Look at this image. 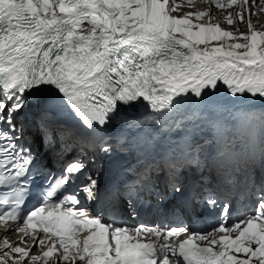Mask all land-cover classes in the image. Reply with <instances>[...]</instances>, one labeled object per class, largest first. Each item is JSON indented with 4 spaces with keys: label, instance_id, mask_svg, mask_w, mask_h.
<instances>
[{
    "label": "snow or ice",
    "instance_id": "1",
    "mask_svg": "<svg viewBox=\"0 0 264 264\" xmlns=\"http://www.w3.org/2000/svg\"><path fill=\"white\" fill-rule=\"evenodd\" d=\"M214 2L218 9L235 6L229 26L245 23L256 4ZM172 11L169 0H0V203L11 205L0 221L15 222L0 238V264H264V162L256 212L225 226L235 206L217 183L234 141L205 107L218 82L233 99L264 101V31L251 18L241 33L210 23V11L195 14L208 17L204 23ZM53 100L79 130L55 127ZM138 104L146 115L122 118ZM37 140L55 155L45 160L33 149ZM149 152L157 153L150 161ZM122 158L135 163L124 168L135 179L123 191L119 183L106 190L105 176ZM161 175L163 189L155 180ZM249 182L256 187L255 172ZM34 186L43 192L42 206L25 211ZM177 198L181 206L166 208ZM101 201L133 219L141 209H165L216 215L220 223L207 233H189L187 224L130 229L85 208ZM37 225L43 236L30 233ZM7 233L22 235L10 242ZM181 234L178 243L169 241ZM26 237L32 243L20 246Z\"/></svg>",
    "mask_w": 264,
    "mask_h": 264
},
{
    "label": "bare ground",
    "instance_id": "2",
    "mask_svg": "<svg viewBox=\"0 0 264 264\" xmlns=\"http://www.w3.org/2000/svg\"><path fill=\"white\" fill-rule=\"evenodd\" d=\"M262 6L259 7V10H261ZM205 8L202 9V11H204ZM211 13V17H212V21L210 20V23H216V21L214 20L213 16H215L216 14V10L214 9H211L210 11ZM263 17L262 14L261 15H257V19L258 18H261ZM258 23H260V21H258ZM244 29V27H243ZM211 44L213 46H218L216 45L215 41H212ZM201 48L204 47L203 45L200 46ZM219 87V86H218ZM246 97L248 99H253L255 100V102H253L254 104H261L263 107H264V101H261L259 99V97H256V98H252L248 95H246ZM214 101L217 103L218 107L224 111L227 119L230 121V122H233V123H237V124H244V123H247L248 120H251V117L255 114V111L253 110H249L248 112H246V110H244L241 106H238V105H235V102H236V99H233L232 97H230L226 91V88L224 87L223 89H219V93L217 95H215V99ZM224 101V105H220L219 104ZM230 102L233 103V105H226V104H229ZM55 103L56 104H61V102L59 100H55ZM188 107L190 108L191 107V104L188 105ZM147 107L145 105H137L135 108H134V111H133V114L134 113H138V114H144V113H147ZM131 116H132V112H130ZM130 116V117H131ZM130 119V118H129ZM6 234V231L5 229H0V237L2 235H5ZM8 235V233H7ZM17 237V236H16ZM14 237V238H16Z\"/></svg>",
    "mask_w": 264,
    "mask_h": 264
},
{
    "label": "rangeland",
    "instance_id": "3",
    "mask_svg": "<svg viewBox=\"0 0 264 264\" xmlns=\"http://www.w3.org/2000/svg\"><path fill=\"white\" fill-rule=\"evenodd\" d=\"M262 12H259L258 15H261ZM254 15V14H253ZM226 16H227V12L226 11H221V12H217L214 16V20L216 21V23H219L220 26L225 29V30H232V31H236L237 27L239 28V32L243 33L242 30H246V18H245V23H239L237 22V24H234L233 26H229L226 22ZM264 16V15H263ZM256 20L257 22H255V27L258 29V30H261L263 31L264 30V17H261L259 19H257L256 17ZM258 21H260V23H258ZM204 23V22H202ZM244 27V29H243ZM194 31L197 30V29H193ZM242 42V39L240 40ZM216 42V41H215ZM219 42H216V44H218ZM253 119H256L255 117ZM258 124V141L261 142V138L263 136V132H264V123H260V122H257Z\"/></svg>",
    "mask_w": 264,
    "mask_h": 264
}]
</instances>
